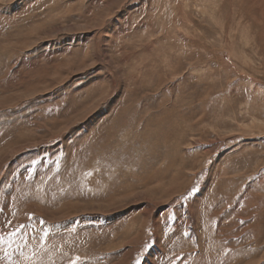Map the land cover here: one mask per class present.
Returning <instances> with one entry per match:
<instances>
[{"label":"rangeland","instance_id":"1","mask_svg":"<svg viewBox=\"0 0 264 264\" xmlns=\"http://www.w3.org/2000/svg\"><path fill=\"white\" fill-rule=\"evenodd\" d=\"M72 261L264 264V0H0V264Z\"/></svg>","mask_w":264,"mask_h":264},{"label":"snow or ice","instance_id":"2","mask_svg":"<svg viewBox=\"0 0 264 264\" xmlns=\"http://www.w3.org/2000/svg\"><path fill=\"white\" fill-rule=\"evenodd\" d=\"M78 259V258H77ZM72 264H76V262L75 261H72Z\"/></svg>","mask_w":264,"mask_h":264}]
</instances>
